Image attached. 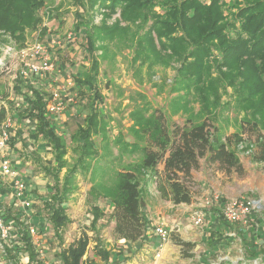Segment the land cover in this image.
<instances>
[{
  "label": "rangeland",
  "instance_id": "rangeland-1",
  "mask_svg": "<svg viewBox=\"0 0 264 264\" xmlns=\"http://www.w3.org/2000/svg\"><path fill=\"white\" fill-rule=\"evenodd\" d=\"M37 1L42 5L35 11L38 19L36 25L25 27L18 37L0 32V108L6 111L5 120L0 123L7 120L12 123L11 114L19 105L14 86L23 63L31 59L34 63L38 61L29 57L23 60L20 52L40 44L46 47L54 65L62 63L64 68L55 69L54 66L53 71L46 76L45 85L41 86L43 91L57 88L62 89L63 97L67 94L76 96L75 91L70 92L72 86L66 84L68 77L64 80L63 74L73 76L78 70H89V74L96 76L95 87L102 98L95 106H98V115L105 124L104 130L98 129V134L91 136L90 141L97 151L96 160H91L89 171H77L74 181L76 189L65 200V214L69 220L61 228L60 244L52 236L54 231L48 221L49 212L43 203L45 197L52 193L50 188L54 182L42 172L40 166L48 160L51 163L49 161L47 165H51L52 158H43L38 154L24 159L8 156L17 174L26 181L28 196L34 203L29 211L24 212L11 200L8 190L2 198L4 208H11L13 212L25 215L31 212V215L28 214L29 218L24 216L23 219L38 227L37 230L41 227L45 229L44 240L42 239L45 260L52 259L53 263L62 264L58 257H54L56 252L73 244L82 233H86L88 246L81 264H112L94 254L97 247L122 253L130 251L126 254H131L119 264H264V254L256 259L250 257L235 232L227 227L228 224L230 228L250 231L248 233L252 234L250 239L255 240L254 245L264 237L263 232H259L263 234L259 239L254 234L260 227H264V163L251 161L249 153L246 152L249 150L247 142L232 146L244 169L242 175L235 172L225 173L218 170L217 166L208 165L204 158L199 159L198 168L191 173L190 204L174 206L168 200L147 198L149 192L146 193L148 185L146 186L141 201L145 203L142 208L148 214V230L149 224L162 223L168 232V239L164 243L150 239L141 249L134 251L123 240L117 239L113 232L111 210L107 209L108 205L102 199L94 201L95 194L89 190L94 182L110 185L111 169L133 170L139 164V148L145 145L148 133L153 135L150 117L154 110L161 111L167 125L172 122L182 125L187 119L198 124L208 119L217 128L220 136L239 133L242 121L253 122L259 119L252 114L253 106H247L242 101L248 93L240 88L241 81H244L243 73L223 64L222 53L215 45H211L207 57L210 75L208 78L206 74L199 75L202 76L201 79L193 71L197 65L194 55L197 47H194V42L172 54L171 50L160 46L161 42H166V37H156V25L165 19L171 21L172 18L176 21L173 37H185L184 30L177 22L180 23L184 15L192 16L199 7L211 6L214 0H148L143 9L135 12L123 11L122 6L110 10L107 1L104 5L95 2L96 0ZM217 4L227 19H234L233 14L238 11V7L244 5L242 0H218ZM236 25L238 26V21ZM83 28L86 35L81 32ZM234 36L233 32L231 37ZM149 44L150 49H145ZM58 48L63 52L58 53ZM134 48L139 50V56L132 62L133 56H137ZM164 58L170 59L166 65L160 64ZM154 60L160 63H155ZM71 76L68 79L74 82ZM37 77L31 75L29 80L33 81ZM39 78L42 79L40 76ZM84 99H79L82 104ZM79 100L77 97L71 103L64 102L63 109L57 116V130L60 132L61 126L64 131L67 162V166L59 173V181L67 169L74 168L80 156L79 143L74 135L76 126L82 124L84 113L73 115L72 109ZM68 110L71 116H62ZM138 114L143 115L141 120H138ZM103 134L107 137L106 143L101 140ZM243 138H247V134ZM125 144L128 152L120 156L118 149ZM97 165L102 170L95 173L99 169ZM157 167L162 169V163ZM134 171L139 183L148 175L147 171H140L138 168ZM92 174L94 181L91 180ZM33 186L36 187L34 193ZM6 187H9L8 183ZM238 200L251 202L252 211L247 216L246 223H228L222 217L221 209L224 206L221 205ZM91 204H97L104 210V217L97 222V232L89 228ZM36 210L40 214L32 215ZM197 214L203 217L199 225L193 222V217ZM48 240L49 247L45 244ZM176 241L189 243L190 246H179L175 244ZM3 261L0 254V264Z\"/></svg>",
  "mask_w": 264,
  "mask_h": 264
},
{
  "label": "trees",
  "instance_id": "trees-1",
  "mask_svg": "<svg viewBox=\"0 0 264 264\" xmlns=\"http://www.w3.org/2000/svg\"><path fill=\"white\" fill-rule=\"evenodd\" d=\"M105 1L108 2L110 10L122 6L123 11L135 12L143 9L148 0H96L95 2L104 5ZM217 1L214 0L207 8L199 7L190 17L181 15L182 19L177 24L184 30L185 37L183 35L178 38L173 37L172 34L176 29V21L173 18L171 21L166 19L160 21L156 25L158 27L155 31L156 37L158 39L166 37V42H161L160 46L171 50L172 54H175L176 50L180 51L186 44L194 42V47H197L194 50L197 65L193 71L198 76L206 74L207 78L210 75L207 57L210 54L211 45H215L222 53V63L229 69L241 70L243 73L244 81H241L240 88L242 91L247 90L248 93L242 101L247 106H253L252 114L257 115L259 119L253 122L242 121L239 133L220 136L217 128L208 119L198 124H193L190 119H187L182 125L177 122L167 125L166 118L161 111L154 110L150 117L153 135L148 133L145 145L139 148L141 154L139 164L134 166L133 170L111 169L109 171L110 185L94 182L89 189L95 194L93 200L103 198L110 201L111 218L114 220L113 232L117 239L128 244L141 241L148 230L146 216L141 210V196L149 183H154L155 190L161 199L168 200L173 205L190 204L192 202L191 173L198 168L199 159L204 158L208 165L217 166L218 170L225 173L235 172L242 175L244 169L232 146L247 142L249 150L247 149L246 152L249 153L251 161L264 163V79H262L264 74V0H242L244 5L238 7V11L233 14L234 19L225 18ZM41 5L42 3L36 0H0V32L18 37L25 27L36 25L38 19L35 11ZM236 21H238V26ZM232 31L235 33L234 37H231ZM81 32L86 35L84 28ZM213 41H216V44H213ZM150 47L151 44L145 49L149 50ZM87 48L90 51L89 47ZM134 51L137 52V56H133L132 62H135L139 56V50L134 48ZM157 56L159 57L158 54ZM153 62L159 61L154 60ZM160 62L166 65L170 59L164 58ZM222 63L220 65H223ZM89 73L86 69L80 76L74 77L75 84L81 89L80 98L86 100V114L82 124L76 126L74 135V139L79 143L80 156L74 168L65 171L66 174L61 177V181H59V173L63 167L67 166L66 145L63 136L56 133L48 119L47 110L50 97H47L42 89L32 86L30 80H22L19 75H17L18 80L14 86V92L22 98L20 106L15 109L17 118L34 119L35 135L46 142L51 154L52 164L44 163L40 168L54 182L53 187L50 188L52 193L48 196L44 206L49 212L48 221L59 244L62 241L61 228L69 220L65 214V200L76 189L74 181L77 171L79 169L82 172L89 171L91 160H96L97 151L93 142L90 141L91 136L98 134V129L104 130L105 126L103 118L101 119L98 115V106H95L102 98L95 87L96 76ZM138 116V120H141L143 115L138 114ZM5 117L6 111L0 108V122L5 120ZM244 134H247L245 139ZM101 140L107 142L105 134L102 135ZM118 150V154L122 156L123 153L128 152V147L125 144ZM160 163H162V169L157 167ZM97 168L99 169H96L95 173L102 170L100 165H97ZM137 168L148 172L142 183H139L134 171ZM91 180L94 181L93 174ZM4 194L7 192L5 191ZM0 215L5 221L13 222L15 231L12 233L13 239L11 240L12 243L17 242V249L21 246L17 254L15 252L17 249L4 246L7 259L16 261L19 255L24 254L30 261H33L36 253L27 232V220L23 219L25 215L13 212L11 208L5 209L2 203H0ZM90 216L89 228L97 232V222L104 216L103 211L97 205L91 204ZM229 226L227 224L229 230L234 231L235 236H238L250 257L256 259L264 254V237L262 236L264 227L258 230V232H263L262 235L260 233L262 238L254 245L255 240L250 239L252 234L242 228H230ZM43 230L45 229L42 227L38 229L41 241ZM175 244L190 246L189 243L181 241H176ZM87 245L88 236L82 233L73 244L65 249H59L56 252L57 257L62 264H81ZM96 254L104 260L108 258V253L99 248Z\"/></svg>",
  "mask_w": 264,
  "mask_h": 264
},
{
  "label": "built area",
  "instance_id": "built-area-1",
  "mask_svg": "<svg viewBox=\"0 0 264 264\" xmlns=\"http://www.w3.org/2000/svg\"><path fill=\"white\" fill-rule=\"evenodd\" d=\"M20 55L23 60H25L26 57L38 59L36 63H34L32 59L31 61L29 60V62L25 61L23 63V67L18 73L22 80L28 81L31 75L44 77L45 75L51 73L54 69V63L49 57L48 50L44 45L39 44L28 49V51H21ZM61 92L62 89L57 88L51 91L48 112L59 113L63 109L64 102L71 103L75 101V94H72L74 97L71 94L64 95L63 97ZM10 128V120L0 123V177L9 185L8 189L11 200H14L16 205L25 211L30 209L34 202L28 196V186L26 181L17 174L5 152L10 138ZM251 211V202L238 200L225 204L221 214L223 219L228 223H246V218L250 215ZM202 220L203 217L201 214H197L193 217L195 225L201 224ZM26 224L29 238L36 253L35 259L30 261L25 255H19L16 261L7 259L4 246L17 249V242L14 241L12 243L11 240L13 239L12 233L15 231V226L12 221H5L2 215H0V254L1 258L4 259L2 264H37L38 262L42 264H49L48 261L45 260V252L43 250L42 241L38 235L37 228L34 225H31V223H27V221ZM154 232L161 243L167 241L168 232L162 225L156 226L154 228ZM20 247L21 246H19L18 249ZM18 249L15 251L16 254L20 252Z\"/></svg>",
  "mask_w": 264,
  "mask_h": 264
},
{
  "label": "crops",
  "instance_id": "crops-1",
  "mask_svg": "<svg viewBox=\"0 0 264 264\" xmlns=\"http://www.w3.org/2000/svg\"><path fill=\"white\" fill-rule=\"evenodd\" d=\"M57 50H59L58 53L63 52V51L60 52V50H61L60 48H58ZM55 64H56V66L54 65L55 66V69L56 68L64 69L62 63H55ZM81 73H82V69H81V72L79 70L76 71V74H74L73 76H71V75H69V74L66 73V76L63 74V79L65 80L67 77L69 78V76H71L73 78V80H74V77L80 76ZM46 76L47 75H45L44 78L41 77L42 79H40L39 77H37L38 79L35 78V79H33V81L30 79V83L35 88L37 87L38 89H40V90L42 89L43 90V88H41V86H44L45 85L44 81L47 79ZM68 78L66 79V84H69L70 86H72V89H70V92L74 93V91H75L76 98L78 97V100H79L80 99L79 93H80L81 89L73 81H70V79H68ZM45 93H46L47 97H51V90H49L48 92H45ZM77 94H78V96H77ZM16 96L18 98L17 99V104H19V105H17V107H19L20 104H21V102H22V98L19 95H17V94H16ZM84 101L85 102L82 104V101L79 100L77 102V104L72 107V109L74 111L73 115L74 114H77V113H84L83 117L85 116V114H86V112H85V109H86V100L84 99ZM58 114H60V113H50L47 110V116H48V119L50 121V124L55 129V131H56L57 134L64 136V134H63L64 131L61 130V126H60V132L57 130L58 127H59V121L57 119ZM62 116H65V117L66 116H71L70 110L65 111V113L62 114ZM10 119L12 120L11 128H10V131H9V134H10L9 137L10 138H9V142H8L7 148L5 149V152H6L7 156H13L14 155L18 159H24V157H29L30 158V156L32 157L35 154H38L40 156H43V158H45V156H47V158H51V154H50V151H49V147L46 144V142L41 137H38V136L35 135V132H34L35 121H34V119H32V118H26V119L17 118L16 111H13V113L11 114ZM19 145H20V147H19ZM49 161L50 160L45 161V163L48 164L47 162H49ZM50 163H51V161H50ZM192 173H193V171H192ZM0 185H1L0 186V189H1L0 190V203L3 204L2 198L5 196V194L3 195V193H5V191L7 192L9 189H8V187H6V183L4 182V180L1 179V177H0ZM203 185L206 186V184L204 182H203ZM147 189H151V190H147ZM32 190L31 191L34 193L36 191V187L33 186V189ZM146 191H147L146 192L147 194L149 192V195H147V198L160 199L159 194L155 190L154 183H149L148 184V187L146 188ZM47 198L48 197H45V199L43 201L44 204H45V201L48 200ZM99 199H102V201L108 205V206H106L107 209L108 210H111V212H112V205H111L110 201L107 200V199H103V198H99ZM96 200H98V198ZM96 200H94V201H96ZM94 205H97V204H94ZM142 205H144V207H145V203L143 201H141V210L145 214L146 219H147L148 214L145 213V209L142 208ZM224 205L222 204L221 206H224ZM97 206L99 207V205H97ZM174 206H180V205H174ZM99 208L103 211V214H104V210L101 207H99ZM105 210H106V208H105ZM28 211H29V209H28ZM28 214L31 215V212H27V215H25V213H24V215L29 218L30 215H28ZM39 214H40V212L38 210H36L34 214L32 213V215H35V216H37ZM90 217L91 216H90V211H89L88 221H89ZM103 217L104 216H102L101 218H103ZM161 224L162 223H159L157 225L149 224V230H147L146 235L142 238L141 241H138V242H135V243H130V244H128L126 242H124V243H126L128 246H130L131 248H133L134 251L135 250L137 251V250L141 249L144 246V243L147 242V241H149L150 239L159 241L157 235L154 232V228L156 226H158V225H161ZM258 230H256L254 232L255 237H257V238L260 236V233L258 232ZM248 232H250V231H248ZM43 235H44V233H43ZM52 236H54V235L52 234ZM251 240H253V239H251ZM49 242H50L49 240H48V242H45L46 245H47V247H49L48 246L50 244ZM259 242H260V239H259ZM97 248H99V249L107 252L108 253V258H107V260H104L100 255H97L96 254V251H95L94 254L97 255L101 260H103L105 262H112V264L113 263L114 264H119L120 262H122V260L126 259V256H128V255L131 254V253L126 254V253H128L130 251H124V253H122L120 251H113V250L110 251V250H106V249H103L101 247H97ZM25 256H27V255H25ZM54 257L57 258V254ZM48 263L49 264H55V263H53L52 259L49 260Z\"/></svg>",
  "mask_w": 264,
  "mask_h": 264
}]
</instances>
